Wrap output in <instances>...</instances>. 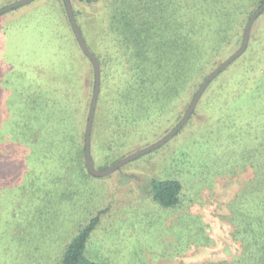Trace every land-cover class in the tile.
<instances>
[{"label":"rangeland","instance_id":"374dc122","mask_svg":"<svg viewBox=\"0 0 264 264\" xmlns=\"http://www.w3.org/2000/svg\"><path fill=\"white\" fill-rule=\"evenodd\" d=\"M16 1L0 0V9ZM64 2L34 0L0 15V264H59L66 246L103 209L86 247L98 264H204L239 256L229 202L247 188L253 171L233 169L230 155L249 144L248 133L256 125H264V12L253 23L243 54L211 81L189 124L158 148L96 176L82 149L95 68ZM201 2L71 0L88 48L100 62L91 138L96 169H107L167 135L205 78L240 49L247 23L264 1L235 0L225 35L218 29L199 37L200 51L209 54L202 57L205 75L198 73L183 88L179 84L178 92L176 81L170 82L166 101L153 95L155 104L146 115L121 119L120 97L144 65L150 81H157L154 57L170 47L185 48ZM189 34L197 37L196 31ZM147 54L149 65L142 58ZM64 94L72 107L86 106L84 116H72L69 100L60 104ZM41 108L46 113L38 120ZM221 118L235 129L227 123L226 129H216ZM78 121L82 129L73 137ZM59 131L67 141L61 147ZM155 177L182 181L177 206L162 207L147 194Z\"/></svg>","mask_w":264,"mask_h":264},{"label":"trees","instance_id":"16d2710c","mask_svg":"<svg viewBox=\"0 0 264 264\" xmlns=\"http://www.w3.org/2000/svg\"><path fill=\"white\" fill-rule=\"evenodd\" d=\"M234 1L235 0H202L199 12L193 13L195 19L190 22V29L187 30L185 48L182 45L179 48L172 49V47H170L168 50L166 49V51L158 52L156 54L157 56L154 57L156 63V65H154L156 68L155 71L160 75L158 76L156 74L157 81H150L149 71L145 72L146 66L144 65L141 68L143 72L140 73L139 79L132 85V88L126 91L123 98L120 97L116 112L121 119L128 121L131 118H141L146 115L145 109L149 110L148 106L152 108V105L155 104L152 102L154 99L153 95L157 98L161 96L162 102L166 101V99L163 98H165L167 93H171V89L169 91L170 82L174 84L176 81V91L178 92L177 89L179 84L183 88L184 86H188L190 81L195 78L198 73L202 72L203 75H205L206 71L204 66H202L204 62L202 61V57L209 54L206 55L203 53L207 52L200 51V39L203 34L212 33L215 35L218 29L222 32V37L225 35L232 25V11H234L233 9L235 7ZM263 1L264 0H261V2ZM5 5L6 4H4V6ZM194 31H196V38H193V36L189 34ZM84 55L90 60L86 53H84ZM142 58L147 61L145 62L146 65L152 62V57L148 54L146 58ZM167 65L169 69H167ZM172 65L175 67L173 68ZM171 73H175V75L178 76L177 79H174ZM91 90H89L88 94L89 96L91 95L92 98ZM261 91L264 92L262 89ZM236 94L241 96L246 93L243 91ZM203 96L204 95H202L201 98ZM68 100L67 95L64 94L60 97V104L64 105ZM68 102H70V100ZM160 104L158 107H154L153 109L155 110L153 111L159 109ZM234 104L236 105L235 102ZM196 108L186 124H189L194 117L193 115ZM68 109L72 112V116L75 115L78 117L80 112L84 116L86 106L84 108L72 107L70 102L68 104ZM239 110H241V108H239ZM45 111L46 110L41 108L40 114H37L35 118L41 120L46 113ZM31 112H35L34 106H32ZM31 112L29 111L28 113ZM258 115L260 117L259 113ZM31 116V114H28V119L31 118ZM87 117L88 116L85 114V118ZM225 123L230 125L229 129H235L233 128L234 124H232L231 120L224 121L223 118L219 120L216 129H226ZM81 125V122H75V129H73L72 132L73 137L82 129ZM254 128L252 132L248 133V137H250L249 144L238 149L236 154L232 152L230 155L232 159L234 158V161H232L233 169H251L253 171L252 178L248 181L247 188L238 193V196L229 202L231 213L228 218L235 225L232 236L240 243L241 254L232 260L205 262L204 264H264V125L258 124ZM64 134V131L58 132L57 136L62 140L57 141L59 147L66 141V139H63ZM75 144H78V142H75ZM82 149L83 156H85L86 147L83 146ZM205 163L206 162H202L201 167H205ZM182 192L183 183L178 178H152L148 184L147 190V194H150L157 203L165 208L177 206L180 203ZM104 212H106L105 209L100 210L98 212L99 214L97 213V215L93 216L71 240L66 246L59 264H98L86 255V247L92 231L98 225L100 217Z\"/></svg>","mask_w":264,"mask_h":264},{"label":"water","instance_id":"95a60500","mask_svg":"<svg viewBox=\"0 0 264 264\" xmlns=\"http://www.w3.org/2000/svg\"><path fill=\"white\" fill-rule=\"evenodd\" d=\"M34 0H19L16 1L14 3L8 4L5 7L0 9V15L4 14L10 10H13L17 7L26 5L30 2H32ZM66 7H67V12L71 21V25L73 27V30L76 34V37L82 47V50L88 55V57L90 58V60L93 62L94 64V68H95V75H96V83H95V88H94V92H93V97H92V104L89 110V117H88V122H87V126H86V136H85V147H86V162H87V167L89 169V171L96 176H104V175H108L110 173H112L113 171H115L116 169H118L119 167L123 166L124 164H126L127 162L147 153L150 152L156 148H158L159 146L163 145L164 143H166L167 141H169L171 138H173L183 127L184 125L187 123V121L189 120L190 116L192 115V113L194 112L196 105L200 99V97L202 96V94L204 93V91L206 90V88L208 87V85L211 83V81L216 78L223 70H225L235 59H237L238 57H240L243 52L245 51V49L247 48L248 42H249V38H250V33L252 30V26L253 23L255 22V20L257 19V17L264 12V2L263 4L251 15L246 29H245V36H244V41L240 47V49L235 52L233 55H231L229 58H227L223 63H221L218 67H216L203 81V83L201 84L200 88L198 89L197 93L195 94L189 108L187 109V112L185 113V115L183 116V118L179 121V123L167 134L165 135L162 139H160L158 142L142 149L139 150L135 153H132L126 157H124L123 159L119 160L118 162H116L115 164H113L112 166H110L107 169H103V170H98L94 167L93 162H92V158H91V138H92V129H93V121H94V116H95V111H96V106H97V101H98V97H99V93H100V62L98 61V59L91 53V51L88 48V45L81 33V30L79 28L78 22L76 20V17L74 15V10L72 7V3L71 0H64Z\"/></svg>","mask_w":264,"mask_h":264}]
</instances>
